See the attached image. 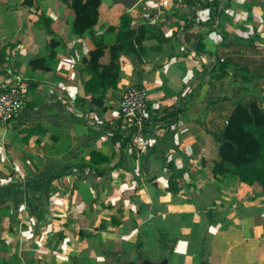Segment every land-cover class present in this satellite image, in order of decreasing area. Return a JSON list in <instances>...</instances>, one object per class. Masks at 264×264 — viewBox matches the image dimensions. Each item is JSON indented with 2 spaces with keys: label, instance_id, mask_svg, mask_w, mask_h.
<instances>
[{
  "label": "crops",
  "instance_id": "1",
  "mask_svg": "<svg viewBox=\"0 0 264 264\" xmlns=\"http://www.w3.org/2000/svg\"><path fill=\"white\" fill-rule=\"evenodd\" d=\"M123 13L130 28L150 30L139 56L122 54L118 85L98 106L91 82L80 99L95 43L72 31L74 12L61 0H0L1 54L28 82L27 108L0 129V264H171L173 255L264 264V190L212 174L224 125L199 117L233 73L264 75V59L232 61L222 77L214 70L226 57L252 56L253 41L264 47V0H141L132 10L103 0L95 31L108 45ZM51 39L60 41L54 49ZM38 57L45 68L32 65ZM134 84L147 88L154 122L139 147L113 138L126 130L120 102ZM93 151L110 160L93 164Z\"/></svg>",
  "mask_w": 264,
  "mask_h": 264
},
{
  "label": "trees",
  "instance_id": "2",
  "mask_svg": "<svg viewBox=\"0 0 264 264\" xmlns=\"http://www.w3.org/2000/svg\"><path fill=\"white\" fill-rule=\"evenodd\" d=\"M28 1L32 2V0ZM61 2L74 12L72 31L81 37L91 35L94 40L95 46L90 50L89 57L86 59L89 79L84 82V86L86 94L94 89H91L90 82L97 86L96 89L100 93L91 94L90 99L98 106H102L106 93L118 85L121 70L120 57L122 54L129 53L139 56L138 51L142 48L150 27L142 24L137 28H130L133 17L129 13H123L117 40L108 45L104 36L95 31L103 0H61ZM59 44V40H50L52 49ZM203 48V44L200 42L198 50L201 51ZM107 52L109 60L103 62L102 58ZM41 61L44 62L45 58L38 57L32 61V65L42 68L41 66L44 65L40 64ZM218 62L219 65L216 64L214 70L219 69L221 74L218 76L222 77L224 73H228V69L223 63L224 60ZM80 99L85 100V97H80ZM169 115L177 116V112L174 111ZM151 123L154 122L151 121ZM121 128L118 127L115 130L113 138L115 141L121 140L123 144H126L131 141L134 130L132 129L130 134L126 135L123 131L121 132ZM218 141L219 158L212 161V174L217 176L230 173L238 176L241 182L248 185L259 184L264 190V102H260V99L255 95L239 100L226 118L223 129L218 134ZM109 160V156L102 152H91L93 164H102ZM173 183L174 181L170 180L168 187L170 191L177 190V186H173Z\"/></svg>",
  "mask_w": 264,
  "mask_h": 264
},
{
  "label": "built area",
  "instance_id": "3",
  "mask_svg": "<svg viewBox=\"0 0 264 264\" xmlns=\"http://www.w3.org/2000/svg\"><path fill=\"white\" fill-rule=\"evenodd\" d=\"M202 4H213L218 0H192ZM2 57L0 51V129L6 130L27 108L28 82L13 62ZM120 114L124 127L132 135V146L139 147L150 121L149 93L146 87L130 85L120 102Z\"/></svg>",
  "mask_w": 264,
  "mask_h": 264
},
{
  "label": "rangeland",
  "instance_id": "4",
  "mask_svg": "<svg viewBox=\"0 0 264 264\" xmlns=\"http://www.w3.org/2000/svg\"><path fill=\"white\" fill-rule=\"evenodd\" d=\"M104 1L109 2V3L110 1L112 2V0H104ZM258 37L260 41L259 44L264 46V36L258 35ZM252 43L254 47L251 49V46H249L248 48V50L252 52V56L244 59V58L239 57L237 54H235L232 57H228V58L226 57L224 59L223 63L226 64L227 69L230 68L229 64L232 61H238L240 64H244L246 63V61L249 63H254V62L261 63L262 59L264 58H261L262 56H257V55L264 54V52H262V50H264V47L263 48L261 47L262 50H259L260 46H258V42L253 41ZM10 62L14 63V61H10ZM240 69H243V68L241 67L236 68V70H240ZM244 69L240 70L237 73H233L232 75H230V77L227 79V81H225V84L223 86L224 92L222 93L220 92L219 94L215 95L213 103L201 108L200 116H199L201 118L200 120L201 122L205 123L208 126V128H210L214 122H216L218 126L219 125L223 126L224 121L231 113V110L234 104L239 102V100L241 99H247L250 96L255 95L260 99V102H264V87H262V85H264V80H262V78H264V75H262L261 77L258 76L262 73V71H260V73H257V72H254L251 68H248L245 70ZM225 74L226 73H224V76H226ZM211 117L214 120V122H210ZM124 134L129 135L130 131L126 129L124 131ZM131 141H133V139H131ZM170 263L171 264H183V261L181 260L180 257L173 255L171 256Z\"/></svg>",
  "mask_w": 264,
  "mask_h": 264
},
{
  "label": "water",
  "instance_id": "5",
  "mask_svg": "<svg viewBox=\"0 0 264 264\" xmlns=\"http://www.w3.org/2000/svg\"><path fill=\"white\" fill-rule=\"evenodd\" d=\"M113 1L115 3H122L127 9L132 10L140 3L141 0H113ZM79 93L81 97H86V91L84 85L80 87ZM144 264H154V263L146 262ZM162 264H168V261L165 260Z\"/></svg>",
  "mask_w": 264,
  "mask_h": 264
}]
</instances>
